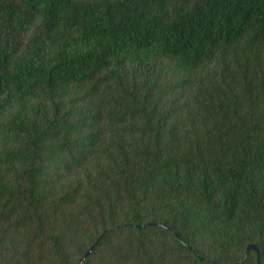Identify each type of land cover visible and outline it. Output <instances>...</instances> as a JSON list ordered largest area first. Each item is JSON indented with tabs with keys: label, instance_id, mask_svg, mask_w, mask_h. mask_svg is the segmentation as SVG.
Returning <instances> with one entry per match:
<instances>
[{
	"label": "trees",
	"instance_id": "obj_1",
	"mask_svg": "<svg viewBox=\"0 0 264 264\" xmlns=\"http://www.w3.org/2000/svg\"><path fill=\"white\" fill-rule=\"evenodd\" d=\"M93 245L264 264V0H0V264Z\"/></svg>",
	"mask_w": 264,
	"mask_h": 264
},
{
	"label": "water",
	"instance_id": "obj_2",
	"mask_svg": "<svg viewBox=\"0 0 264 264\" xmlns=\"http://www.w3.org/2000/svg\"><path fill=\"white\" fill-rule=\"evenodd\" d=\"M95 247V245H93L91 247V249L85 254V256L80 260V262L78 264H82L83 261L86 259V257L91 253L92 249ZM249 251H255L256 254H258V251L256 250L255 246H249L247 249H246V254L249 252Z\"/></svg>",
	"mask_w": 264,
	"mask_h": 264
}]
</instances>
